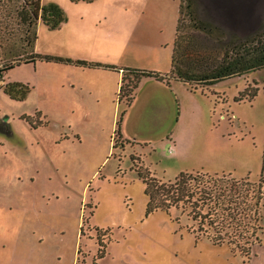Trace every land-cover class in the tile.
<instances>
[{"label":"rangeland","instance_id":"obj_1","mask_svg":"<svg viewBox=\"0 0 264 264\" xmlns=\"http://www.w3.org/2000/svg\"><path fill=\"white\" fill-rule=\"evenodd\" d=\"M9 1L22 0H0V55L20 37ZM216 1L227 31L264 23V0ZM53 2L67 20L57 29L38 21L36 52L170 71L180 0H42ZM81 69L39 59L3 73L0 264H264V69L198 90L147 79L130 107L90 93L94 76L116 72ZM15 81L31 89L24 100L4 91ZM139 159L162 181L182 171L230 179L240 207L259 208L257 229L213 244L182 209L147 214Z\"/></svg>","mask_w":264,"mask_h":264},{"label":"trees","instance_id":"obj_2","mask_svg":"<svg viewBox=\"0 0 264 264\" xmlns=\"http://www.w3.org/2000/svg\"><path fill=\"white\" fill-rule=\"evenodd\" d=\"M11 3L13 2L9 1L8 5L12 9L16 4L12 6ZM197 6L195 0L181 2L173 46L172 67L169 73L122 67L123 77L118 95L120 102L125 100L127 107L132 104L136 89L144 77H153L168 85L172 80H178L192 90H198L199 85H215L234 76L264 69V23L260 24L255 32L233 33L225 29L226 25L222 20L201 17ZM13 12L16 15L15 24L18 25L20 37L14 36L18 40L13 45L16 47L10 48V53L0 55L1 79L3 73L8 70L23 63H35L39 59L119 70V67L111 64L85 59L74 60L35 51L39 20H42L50 29H57L67 20L59 4L54 2L43 4L42 0H22ZM185 21L188 22L187 26L183 24ZM0 47H3L2 38ZM30 90L27 84L18 81L4 85V91L16 100H24ZM257 90L258 87L249 92L245 90L241 100L254 97ZM23 117L28 121L31 120V115ZM42 123L44 122H32L34 128ZM120 138H122L121 134ZM139 161L140 166L136 171L145 184V194L148 197L147 214L158 210L169 212L171 209H182L196 224L193 232L200 236H208L213 244L231 243L234 239H249L250 229L253 232L257 229V223L261 219L259 208H241V203L238 201L240 196L233 197L231 193H238L239 187L230 179L224 176H206L207 174L203 172L182 171L175 179L162 181L152 175L140 159ZM258 191V197H260L262 191L261 189ZM250 215L254 221L253 225L249 220L244 221V218L248 219Z\"/></svg>","mask_w":264,"mask_h":264},{"label":"crops","instance_id":"obj_3","mask_svg":"<svg viewBox=\"0 0 264 264\" xmlns=\"http://www.w3.org/2000/svg\"><path fill=\"white\" fill-rule=\"evenodd\" d=\"M181 2H182V0H180V5H181ZM195 2L198 5L197 6V11L201 15V17H203V18H210V17H212V18H216V19H219V20H222V21H225V20L229 19V18H227V16H226V14H225L224 11L220 10L219 7H216L218 1H216V0H195ZM180 5H179V8H178L177 21L179 19V15H180V12H179L180 11ZM40 21L41 20H39V22ZM177 25H178V23H177ZM176 32H177V27H176ZM175 37H176V34H175ZM174 41H175V38H174ZM174 41H173V44H172V54H173ZM66 64H70V63H66ZM77 67L78 68H82L80 71H83V72H86L87 71L86 69H101V70L103 69V70H106V71H112L113 73L116 72V74H118V75H115V74L112 75L111 74L106 79H102L101 76H94L95 79H96V82L99 83V85L97 87H95V86L94 87H91L90 88V93H93L94 92L96 94L98 93V95H108V96H111V97H113V94L114 95L115 94L116 95H119V92L118 91L120 90L121 79H122V76H123V69H122V67H125V66L120 67L119 70H117V69H115V70L114 69H108V68H103V67L93 68V67L80 66V65H77ZM171 67H172V57H171L170 70H171ZM169 72H166V73H169ZM147 79H154V78L153 77H144V78H142L141 83H142V81H145ZM156 81H158V80H156ZM158 82H160V83H162L164 85H167L169 88H171V86H172L173 83L181 82V81L172 80L171 83H170V85H168L165 82H161V81H158ZM102 83H104L109 88L108 89L105 88V90H99V86ZM141 83H140L139 86L142 85ZM69 85H71V83H69ZM75 85L76 84H73V88H74ZM139 86H138V88H139ZM138 88L136 89V93H137ZM117 92H118V94H117Z\"/></svg>","mask_w":264,"mask_h":264},{"label":"built area","instance_id":"obj_4","mask_svg":"<svg viewBox=\"0 0 264 264\" xmlns=\"http://www.w3.org/2000/svg\"><path fill=\"white\" fill-rule=\"evenodd\" d=\"M0 80H1V75H0Z\"/></svg>","mask_w":264,"mask_h":264}]
</instances>
